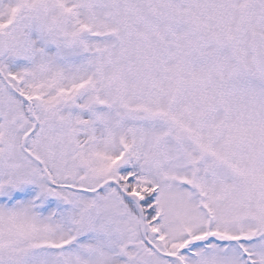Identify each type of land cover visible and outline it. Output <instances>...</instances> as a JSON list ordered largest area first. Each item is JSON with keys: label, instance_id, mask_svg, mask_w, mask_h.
<instances>
[{"label": "snow or ice", "instance_id": "obj_1", "mask_svg": "<svg viewBox=\"0 0 264 264\" xmlns=\"http://www.w3.org/2000/svg\"><path fill=\"white\" fill-rule=\"evenodd\" d=\"M0 264H264V0H0Z\"/></svg>", "mask_w": 264, "mask_h": 264}]
</instances>
